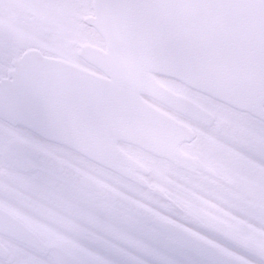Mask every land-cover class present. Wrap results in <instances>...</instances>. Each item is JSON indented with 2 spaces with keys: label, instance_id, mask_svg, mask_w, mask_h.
Masks as SVG:
<instances>
[{
  "label": "snow or ice",
  "instance_id": "obj_1",
  "mask_svg": "<svg viewBox=\"0 0 264 264\" xmlns=\"http://www.w3.org/2000/svg\"><path fill=\"white\" fill-rule=\"evenodd\" d=\"M0 264H264V0H0Z\"/></svg>",
  "mask_w": 264,
  "mask_h": 264
}]
</instances>
